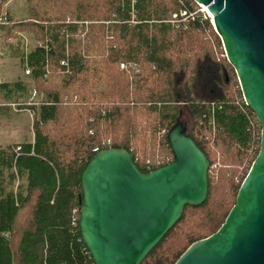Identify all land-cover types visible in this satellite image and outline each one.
<instances>
[{
    "label": "trees",
    "instance_id": "obj_1",
    "mask_svg": "<svg viewBox=\"0 0 264 264\" xmlns=\"http://www.w3.org/2000/svg\"><path fill=\"white\" fill-rule=\"evenodd\" d=\"M26 3L23 18L0 24V46L44 97L31 106L33 139L0 147V264H93L78 219L94 149L124 148L148 172L172 161L167 133L188 114L185 131L210 161L208 194L141 262L173 264L220 227L259 150L260 125L210 17L194 0ZM21 33L46 46L26 51ZM19 84L0 82V96Z\"/></svg>",
    "mask_w": 264,
    "mask_h": 264
},
{
    "label": "water",
    "instance_id": "obj_2",
    "mask_svg": "<svg viewBox=\"0 0 264 264\" xmlns=\"http://www.w3.org/2000/svg\"><path fill=\"white\" fill-rule=\"evenodd\" d=\"M207 11L244 103L260 125L256 157L220 227L173 264H264V0H194ZM172 161L148 172L130 151L97 150L81 174L78 231L93 264H141L208 194L210 161L181 119L167 133Z\"/></svg>",
    "mask_w": 264,
    "mask_h": 264
},
{
    "label": "rangeland",
    "instance_id": "obj_3",
    "mask_svg": "<svg viewBox=\"0 0 264 264\" xmlns=\"http://www.w3.org/2000/svg\"><path fill=\"white\" fill-rule=\"evenodd\" d=\"M26 9V0H8L3 6L2 15H9L12 19L18 20L25 16ZM20 36L22 37L26 51L33 48L38 41L41 42V40L31 38L27 33H21ZM1 42L2 38L0 36V44ZM1 51L3 50L0 46V82H2V80L11 83L16 81L21 82V84L16 85L14 89L11 87V92L12 90L13 92L10 95V99L4 100L0 97V147H3L7 144H18L16 142L31 141L33 139V113L31 106H33L32 103L34 101L38 100V96L37 94L33 96L32 90L35 87L31 81L30 73L25 72V66H20L19 58L8 56V48L2 53ZM27 90L28 97L26 98L27 100L24 101L23 98L26 97ZM8 93L7 90L6 94ZM41 100H43V98L40 99V101ZM8 103L17 104L16 109L18 110H14L11 106L7 105ZM181 107L186 108V105H181ZM28 108L31 109L29 110ZM187 115L188 114H184V116L179 119L184 123H188L190 119ZM157 163H159L158 160ZM213 167H215V165Z\"/></svg>",
    "mask_w": 264,
    "mask_h": 264
},
{
    "label": "built area",
    "instance_id": "obj_4",
    "mask_svg": "<svg viewBox=\"0 0 264 264\" xmlns=\"http://www.w3.org/2000/svg\"><path fill=\"white\" fill-rule=\"evenodd\" d=\"M199 6H200V10L203 12V13H206L207 14V11H206V9H205V7L203 6V5H200V4H198ZM208 15V14H207ZM8 22V17L5 15V14H3V15H1L0 16V24H6ZM35 46H46V44L45 43H41V42H37V44L35 45ZM2 52H4V51H1V53ZM61 64H63L64 63V61H61L60 62ZM129 67H131V68H135V66L134 65H128ZM120 67L121 68H124L125 67V64L124 63H121L120 64ZM29 68H26V70H25V72L26 73H29ZM32 93H33V96H35L36 94H37V96H38V100H36V101H34L33 103H38V101H40V99H42L43 98V94L42 93H39V92H37V90H36V88H34L33 90H32ZM32 103V104H33ZM7 105H9V106H11L14 110H18V109H16L17 107V104H15V103H8ZM29 110L31 109V108H28ZM32 113H33V110H32ZM31 113V114H32ZM19 146H17L16 147V151H18L19 150ZM94 151H97V148L96 149H94ZM146 166L148 167V168H151V164H150V162L147 160V162H146Z\"/></svg>",
    "mask_w": 264,
    "mask_h": 264
},
{
    "label": "crops",
    "instance_id": "obj_5",
    "mask_svg": "<svg viewBox=\"0 0 264 264\" xmlns=\"http://www.w3.org/2000/svg\"><path fill=\"white\" fill-rule=\"evenodd\" d=\"M16 77H18V76H16ZM2 82H6V81H3V80H2ZM0 97H1L2 99H4V100H5V98H4V97H2V96H0ZM27 97H28V90H27V93H26V97H25V98H23V100H24V101H26V100H27V99H26ZM8 99H10V97H8ZM16 143H20V142H16Z\"/></svg>",
    "mask_w": 264,
    "mask_h": 264
}]
</instances>
